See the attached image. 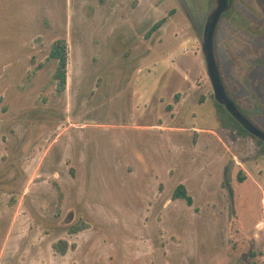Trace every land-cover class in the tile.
<instances>
[{
	"label": "rangeland",
	"instance_id": "374dc122",
	"mask_svg": "<svg viewBox=\"0 0 264 264\" xmlns=\"http://www.w3.org/2000/svg\"><path fill=\"white\" fill-rule=\"evenodd\" d=\"M215 5L0 0V264H264V153L222 120L202 50ZM213 48L264 131V0H232Z\"/></svg>",
	"mask_w": 264,
	"mask_h": 264
},
{
	"label": "trees",
	"instance_id": "16d2710c",
	"mask_svg": "<svg viewBox=\"0 0 264 264\" xmlns=\"http://www.w3.org/2000/svg\"><path fill=\"white\" fill-rule=\"evenodd\" d=\"M165 17L160 18L157 20L149 29L147 34H150L154 30L158 29L163 22L165 21ZM49 58L56 60V66L53 72V79L55 80L56 87L58 90H64L66 86V66H67V49L66 44L64 40L59 39L54 41L49 49ZM178 98V94L175 95V99ZM216 107L221 112L222 120L225 121V123L234 125L239 133L246 134L248 136L253 137L256 142L259 144V150L264 153V140L260 139L259 137L253 135L250 133L246 128H244L225 108L222 104L215 102ZM171 107L170 105L168 106ZM238 108V107H237ZM239 181H242L244 179L243 175L238 176ZM55 187L58 192L59 200L61 199L62 193L60 191V187L57 183H54ZM172 198H183L187 202V204L191 205L193 203L192 196L188 193L185 185L183 183H178L176 187L174 188L172 192ZM85 228V225L75 223L68 227V230L70 233L77 232L81 229ZM53 248L59 252L60 254H64L69 245L67 241L60 239L53 243Z\"/></svg>",
	"mask_w": 264,
	"mask_h": 264
},
{
	"label": "water",
	"instance_id": "95a60500",
	"mask_svg": "<svg viewBox=\"0 0 264 264\" xmlns=\"http://www.w3.org/2000/svg\"><path fill=\"white\" fill-rule=\"evenodd\" d=\"M232 0H217L218 5L210 11L204 27V44L202 50L205 53L207 61V73L213 87V94L216 101L224 108L250 133L264 140V131L255 125L246 117L236 106L235 102L229 96L224 82L220 76L219 65L213 48L214 28L222 12L227 10Z\"/></svg>",
	"mask_w": 264,
	"mask_h": 264
},
{
	"label": "flooded vegetation",
	"instance_id": "af4514ba",
	"mask_svg": "<svg viewBox=\"0 0 264 264\" xmlns=\"http://www.w3.org/2000/svg\"><path fill=\"white\" fill-rule=\"evenodd\" d=\"M217 5H218V2H217V0H216V5H215V7H217ZM215 7H214V8H215Z\"/></svg>",
	"mask_w": 264,
	"mask_h": 264
},
{
	"label": "crops",
	"instance_id": "0c3cea01",
	"mask_svg": "<svg viewBox=\"0 0 264 264\" xmlns=\"http://www.w3.org/2000/svg\"><path fill=\"white\" fill-rule=\"evenodd\" d=\"M226 87V86H225ZM226 90H227V88H226ZM227 92H228V90H227ZM229 94V93H228ZM253 122V121H252ZM254 123V122H253ZM255 124V123H254ZM256 125V124H255ZM260 128V127H259Z\"/></svg>",
	"mask_w": 264,
	"mask_h": 264
}]
</instances>
